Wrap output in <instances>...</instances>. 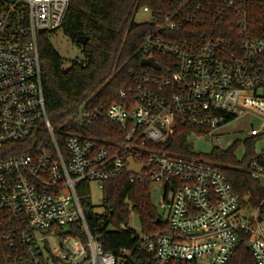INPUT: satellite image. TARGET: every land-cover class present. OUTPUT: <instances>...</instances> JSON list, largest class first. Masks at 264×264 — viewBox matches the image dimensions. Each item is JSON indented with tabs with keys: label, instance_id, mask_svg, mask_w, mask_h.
<instances>
[{
	"label": "built area",
	"instance_id": "1",
	"mask_svg": "<svg viewBox=\"0 0 264 264\" xmlns=\"http://www.w3.org/2000/svg\"><path fill=\"white\" fill-rule=\"evenodd\" d=\"M68 4L0 0V149L10 143L29 149L0 158V241L10 251L8 264H127L90 233L78 194L82 183L101 191L122 173L168 190L161 201L166 229L133 235L148 264H226L242 234L255 263L264 264L263 221L241 207L224 174L191 151L164 149L177 127L190 131L186 138L219 141L220 127L252 113L260 126H251L247 138H264V0H159L140 8L150 27L141 59L153 58L157 68L142 66L116 101L82 104L63 124L77 129L102 116L120 136L106 146L63 134L46 113L38 37L61 27ZM130 159L137 172H128ZM248 166L264 186V150L254 145ZM45 232L62 238L51 247Z\"/></svg>",
	"mask_w": 264,
	"mask_h": 264
},
{
	"label": "trees",
	"instance_id": "2",
	"mask_svg": "<svg viewBox=\"0 0 264 264\" xmlns=\"http://www.w3.org/2000/svg\"><path fill=\"white\" fill-rule=\"evenodd\" d=\"M159 0H69L60 30L82 52L85 64L65 66L61 56L49 41L53 31H44L38 37L43 95L48 119L59 131L91 136L99 145L106 140H120V136L102 116L95 121L74 129L63 125L66 118L82 104L106 107L117 100L119 90L132 83L135 74L143 71L140 65V50L144 35L150 27L147 23L135 22V14L143 6L155 7ZM86 38L84 45L77 38ZM156 59L158 57L155 56ZM189 130L177 127L164 142V149L178 155H187L190 144ZM62 143L63 135H57ZM257 137L245 143V156L238 160L235 144L225 150L214 148L207 158L224 174L233 192L241 199V207L255 210L257 218L264 221V186L251 177L248 158L254 151ZM26 144L10 143L0 149V158L26 152ZM150 182H130L125 173L104 181L101 189V211L96 212L88 195L90 188L82 183L78 194L90 233L99 239L102 249L115 257L125 258L127 264H148L145 253L137 244L135 230L129 226L131 215L128 206L137 217L140 230L152 233L166 229V221L154 205ZM168 190L165 189L167 195ZM124 224L126 229H121ZM84 240L79 228L72 227ZM246 235L238 242L226 264H256L246 245ZM130 250L124 256L122 250ZM8 248L0 241V264H8Z\"/></svg>",
	"mask_w": 264,
	"mask_h": 264
},
{
	"label": "rangeland",
	"instance_id": "3",
	"mask_svg": "<svg viewBox=\"0 0 264 264\" xmlns=\"http://www.w3.org/2000/svg\"><path fill=\"white\" fill-rule=\"evenodd\" d=\"M147 17V14L140 9L134 16V21L141 23ZM49 41L57 53L61 56L64 65L67 66L71 59L81 58L82 52L72 41L65 36L60 28L54 30L49 35ZM255 113L245 114L240 116L228 124L223 125L217 131L219 134V141L215 138L199 137L197 134L189 135L187 138L190 144V151L199 157L207 158L214 148L225 150L232 144H235L234 155L238 160H242L245 156V143L248 140V131L250 127L259 128L260 122ZM216 137V136H215ZM255 150L260 152L264 150V138H261L255 142ZM208 159V158H207ZM150 197L156 206L157 210L162 214L163 220H165V208L161 206V201L165 195V185L163 182H150L149 187ZM170 198V195H168ZM90 203L95 207L96 212H100L101 207V191L96 188L94 184H91L90 188ZM264 226V221L262 223ZM129 226L136 230H140L139 221L136 216H131ZM64 230H68V226H65ZM44 236L47 237L49 245L53 247L61 240V236L54 235L50 232H45Z\"/></svg>",
	"mask_w": 264,
	"mask_h": 264
},
{
	"label": "water",
	"instance_id": "4",
	"mask_svg": "<svg viewBox=\"0 0 264 264\" xmlns=\"http://www.w3.org/2000/svg\"><path fill=\"white\" fill-rule=\"evenodd\" d=\"M86 42V38L83 37V36H80L77 38V43H79L80 45H84ZM140 65L141 66H151L153 68H157V63H155V61L153 60V58H144V59H141L140 60ZM140 168H136L134 165H133V160L130 159L129 160V168H128V172H137ZM61 231H56L55 234H60Z\"/></svg>",
	"mask_w": 264,
	"mask_h": 264
}]
</instances>
